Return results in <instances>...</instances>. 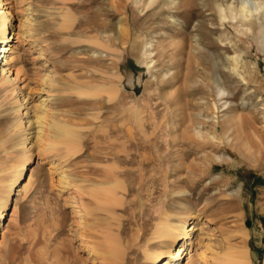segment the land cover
I'll return each instance as SVG.
<instances>
[{
    "label": "rangeland",
    "instance_id": "rangeland-1",
    "mask_svg": "<svg viewBox=\"0 0 264 264\" xmlns=\"http://www.w3.org/2000/svg\"><path fill=\"white\" fill-rule=\"evenodd\" d=\"M4 1L0 47L15 57L0 71V264H224L244 250L237 263L264 264V11L249 22L231 19L240 0ZM42 99L77 142L39 132ZM107 178L116 203L97 195ZM176 223L187 234L174 257L159 233ZM108 235L123 260L100 254Z\"/></svg>",
    "mask_w": 264,
    "mask_h": 264
},
{
    "label": "bare ground",
    "instance_id": "bare-ground-1",
    "mask_svg": "<svg viewBox=\"0 0 264 264\" xmlns=\"http://www.w3.org/2000/svg\"><path fill=\"white\" fill-rule=\"evenodd\" d=\"M6 3L7 2H5L4 0H0V26H1L0 40L1 41H3V40L6 41L7 37H8V36H6V21H7V14L10 12L8 9H6L7 7L4 8V4H6ZM26 10H30L32 12L33 9H32L31 3H29V2L27 3ZM219 10H220L222 18L226 19L227 15L224 13V11H225L224 8H222L220 6ZM229 11L231 13V19L232 20L239 18L242 21H249L250 22V21H253L255 15L259 14L260 11H264V1L240 0L239 6H235L234 4L230 3ZM259 15H261V14H259ZM31 17H32V15L30 16V18ZM30 18L27 17L26 20L28 21ZM13 34H14V32H13ZM95 43H96V41H95ZM0 52H3V54L0 55V57H2V64H1V70L0 71H1V74H4V76H5L6 72L10 71L9 66L12 64L13 59L15 57V47H13L12 45H9V44H4V45H1ZM232 59L234 60L235 64L238 63V60H237L238 56H232ZM7 80H8L7 78L4 79L5 82ZM35 120L39 123V130H40L39 132L42 134L45 131V128H47L46 133H47V135L52 137L54 142L62 141L65 144H73V143L77 142V140L79 138V135H78L77 130H76L74 125H72L68 122H65L63 120H57V119L49 116L48 109L46 108V104H45L44 99L40 100V103L35 108ZM32 159H33V157H32V155H30L29 161ZM105 182H104V185L106 184L105 187L100 186L101 191L97 193L98 197H100V201H101V198L104 199V197H105V200H107L108 202H109V200H111L112 202L116 203L115 198L112 196L115 195L114 191H115V188H117V186H118V181L116 179L114 180L113 178L112 179L107 178L105 180ZM98 197H96V198H98ZM97 200H99V199H97ZM80 207L81 206H79V208ZM88 207H89V205H88ZM76 208L78 209V207H76ZM99 208L102 210V209H105V206H103V207L98 206V209ZM98 209H96V210H98ZM79 211H81V210H79ZM3 216H4V211L0 210V219H2ZM191 228H194V226H192ZM169 229H170V231H168V232H166L165 229L160 230L159 237H164V236L168 237L169 241L167 240V242H165V245H164L167 247L166 252L171 254V256L177 257L179 254L183 253V249H181V247H179L178 250L173 252V251H171V248L173 247V244L176 240L177 235L183 231L185 233V227L183 224H177L176 223L174 225H171L169 227ZM185 234H187V233H185ZM101 247H103V250L99 247L101 255L107 256L108 258H111V259L117 258V259L123 260L122 259V258H124L123 250L120 249L121 246H120V242H119V239L117 236L108 235L105 238L104 245ZM97 251H98V249H97ZM240 252L242 253V251H240ZM247 252H248L247 250H244L242 254L241 253L235 254L233 252L234 254L231 253V254L227 255L225 257V259H223V262H224V264H234V263L240 264L237 262L238 261L241 262L240 260H242V259L244 260L246 258V255H248ZM159 254H160L159 252H149L148 257L149 258L150 257H156ZM247 262H249V261H247ZM112 264H114L113 261H112ZM162 264H171V262L165 260V261H163Z\"/></svg>",
    "mask_w": 264,
    "mask_h": 264
}]
</instances>
